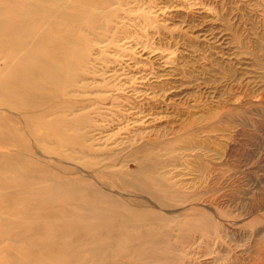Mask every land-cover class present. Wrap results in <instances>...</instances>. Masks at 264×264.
I'll return each instance as SVG.
<instances>
[{
	"label": "rangeland",
	"instance_id": "rangeland-1",
	"mask_svg": "<svg viewBox=\"0 0 264 264\" xmlns=\"http://www.w3.org/2000/svg\"><path fill=\"white\" fill-rule=\"evenodd\" d=\"M95 3L96 27L79 33L89 39L76 68L83 77L62 95L67 120L81 115V129L63 126L64 137L80 142L65 149L42 125L51 136L45 144L40 131L27 135L32 153L168 216L153 223L162 239L134 248L138 257L106 246L114 264H264V0ZM120 177L147 189L161 179L171 192L150 200ZM12 237L0 232V261L41 263Z\"/></svg>",
	"mask_w": 264,
	"mask_h": 264
},
{
	"label": "bare ground",
	"instance_id": "bare-ground-1",
	"mask_svg": "<svg viewBox=\"0 0 264 264\" xmlns=\"http://www.w3.org/2000/svg\"><path fill=\"white\" fill-rule=\"evenodd\" d=\"M95 1L0 0V232H12L11 239L17 236L22 242L20 250L29 258L42 259V264H114L116 253L110 251L109 255L106 246L120 243L117 249L123 258L138 257L142 252H134V248L146 250L164 236L154 230L162 227L154 228L153 223L163 225L168 220L155 202L128 203L87 177L73 178L66 173L78 171L64 164L49 165L32 153L27 135L31 138L34 131H40L36 139L46 144L51 135L44 126L53 129V134L56 131L58 139L63 138L60 141L65 149L80 142L78 134L64 137L63 126L81 129V115L67 120L64 113L70 104L62 95L83 77L76 68L87 61L84 56L89 39L79 33H91L90 28L96 27L90 9L98 7ZM50 114L55 116L48 119ZM82 148L77 151L82 152ZM98 163L101 161H87L85 165ZM120 179L124 185L145 192L150 200L158 199L159 191L171 192L161 179L151 178L154 187L149 189ZM0 264L9 263L1 260Z\"/></svg>",
	"mask_w": 264,
	"mask_h": 264
}]
</instances>
